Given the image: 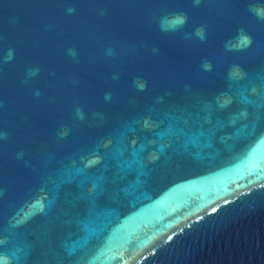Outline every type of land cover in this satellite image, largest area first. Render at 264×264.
Wrapping results in <instances>:
<instances>
[{
  "label": "water",
  "instance_id": "obj_1",
  "mask_svg": "<svg viewBox=\"0 0 264 264\" xmlns=\"http://www.w3.org/2000/svg\"><path fill=\"white\" fill-rule=\"evenodd\" d=\"M255 9L264 0H0V257L264 264Z\"/></svg>",
  "mask_w": 264,
  "mask_h": 264
},
{
  "label": "clouds",
  "instance_id": "obj_2",
  "mask_svg": "<svg viewBox=\"0 0 264 264\" xmlns=\"http://www.w3.org/2000/svg\"><path fill=\"white\" fill-rule=\"evenodd\" d=\"M69 11H72L71 9ZM255 14L260 17V18H264V11L259 10V9H255ZM186 17L181 15V14H177L172 16L171 18H164L161 21V29L163 31H169V30H176L177 28L181 27L184 25V23H186ZM197 36H200L201 38H203V29H199L196 33ZM241 43H250L251 40L249 37L242 35L240 38ZM13 56V52L12 50H9L8 56L6 57V60H10ZM0 264H10L9 258L8 257H0Z\"/></svg>",
  "mask_w": 264,
  "mask_h": 264
}]
</instances>
